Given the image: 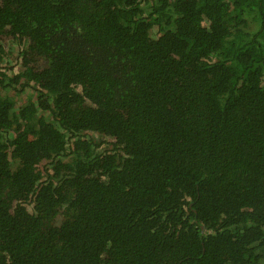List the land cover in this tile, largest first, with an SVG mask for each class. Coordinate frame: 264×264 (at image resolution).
<instances>
[{
	"label": "trees",
	"instance_id": "16d2710c",
	"mask_svg": "<svg viewBox=\"0 0 264 264\" xmlns=\"http://www.w3.org/2000/svg\"><path fill=\"white\" fill-rule=\"evenodd\" d=\"M12 43L0 264H264V0H0Z\"/></svg>",
	"mask_w": 264,
	"mask_h": 264
},
{
	"label": "rangeland",
	"instance_id": "374dc122",
	"mask_svg": "<svg viewBox=\"0 0 264 264\" xmlns=\"http://www.w3.org/2000/svg\"><path fill=\"white\" fill-rule=\"evenodd\" d=\"M7 50V49H6ZM9 62L8 66H12L13 70L7 73L8 76H11L13 73L18 71L19 64L21 62V55L19 52V46L15 43L8 44V57L5 58L3 62L0 63V66H4L5 63ZM31 94V91H29ZM28 95V89H26L21 96L17 97L18 102L20 105H23L26 101V96ZM35 93L33 92L31 96V100H35Z\"/></svg>",
	"mask_w": 264,
	"mask_h": 264
}]
</instances>
